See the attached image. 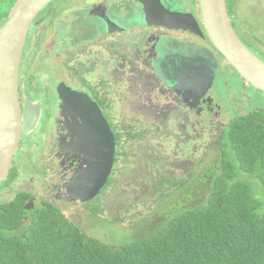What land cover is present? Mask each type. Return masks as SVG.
<instances>
[{"label": "flooded vegetation", "instance_id": "obj_1", "mask_svg": "<svg viewBox=\"0 0 264 264\" xmlns=\"http://www.w3.org/2000/svg\"><path fill=\"white\" fill-rule=\"evenodd\" d=\"M143 2L53 0L32 19L18 77L21 139L0 185V205L16 202L23 224L49 208L84 231L85 219L104 213L101 201L111 198L116 184L152 180L136 170L163 174L176 159L183 162L176 169L194 172L197 141L204 133L221 162L229 152L225 129L243 115L244 102L259 101L260 90L245 83L211 43L199 0H160L162 8L155 0ZM172 15L184 17L178 26ZM6 20L0 19V28ZM259 25L252 32L247 24L235 29L264 60ZM222 96L234 108L229 120ZM262 102L252 110H263ZM21 154L27 156L23 162ZM83 170L86 176L92 170L108 173L97 196L85 202L68 192L72 179H87Z\"/></svg>", "mask_w": 264, "mask_h": 264}, {"label": "trees", "instance_id": "obj_2", "mask_svg": "<svg viewBox=\"0 0 264 264\" xmlns=\"http://www.w3.org/2000/svg\"><path fill=\"white\" fill-rule=\"evenodd\" d=\"M238 1L227 0L236 29ZM223 138L208 198L131 242L102 243L49 208L23 224L16 202L0 205V264H264V202L242 179L264 184V109L236 116Z\"/></svg>", "mask_w": 264, "mask_h": 264}, {"label": "rangeland", "instance_id": "obj_3", "mask_svg": "<svg viewBox=\"0 0 264 264\" xmlns=\"http://www.w3.org/2000/svg\"><path fill=\"white\" fill-rule=\"evenodd\" d=\"M15 1L0 0V11L10 9ZM170 4L173 6L175 3ZM258 12L262 13L264 17V0H239L234 20L237 27L243 24L249 25L251 32L254 29L253 26L260 23L258 28L262 29V37L264 38V25L261 24L264 23V20ZM258 16L259 20L257 19ZM238 33L241 34V31ZM198 44L197 42L194 46ZM251 49L258 56H263L253 45ZM197 54L201 53L195 51V56ZM198 61L199 59L195 58L194 64L196 63V68L200 69L202 64H197ZM214 61V59H211V63ZM214 67L216 68L217 64ZM263 98L264 93L260 91L259 101L255 102L253 99H248L244 102L240 114L254 109L253 107H261ZM225 99V96L221 97V100H219L221 104H223L222 102ZM230 101L231 99H226L228 105L223 104L222 109L223 116L227 120H229L228 117H232L235 113L234 108L229 105ZM199 134L200 132L197 133V136ZM203 135L204 138L202 137L201 140L197 141L199 149L193 159L194 172L186 171L185 166L181 169H176L181 167L183 163L181 160L176 159H172L176 164L173 166L168 165L171 167L167 166L163 174L158 173L157 175L156 170L153 168L146 171L145 169L136 170L135 174L140 175L146 172L147 176L149 174V179L152 180H143L137 186L133 185L134 179H131L133 183L126 179L124 185L123 182L116 184L111 198H104L101 201V203L104 202L103 206H101L104 209V213L98 211V218L93 220L85 219L84 232L86 235L95 237L100 242L110 246L131 242L140 239L143 235H150L157 231L164 222L179 211L203 203L209 196L211 182L218 171V161L214 157L215 152L218 153V151L209 149L208 142H204L206 133ZM214 141H216V138ZM25 157H27L25 154H21L19 161L23 162ZM242 179L251 183L254 196L264 202V184L262 181L257 176H249ZM180 180L185 184H174Z\"/></svg>", "mask_w": 264, "mask_h": 264}, {"label": "water", "instance_id": "obj_4", "mask_svg": "<svg viewBox=\"0 0 264 264\" xmlns=\"http://www.w3.org/2000/svg\"><path fill=\"white\" fill-rule=\"evenodd\" d=\"M53 0H16L9 10L6 22L0 28V185L8 177L13 156L19 149L22 132V112L18 93V77L22 50L28 28L36 14ZM162 8L160 0H155ZM146 5V0L143 2ZM209 39L228 64L255 89L264 93V60L251 50L239 37L232 24L227 0H199ZM171 20L178 26L179 18ZM187 25V24H186ZM188 28V25H187ZM193 79L199 80L196 76ZM182 76L174 82L181 84ZM200 82L207 80L200 78ZM210 82V80L208 81ZM86 180L74 178L68 184V192L75 199L85 202L97 196L103 188L107 174L92 170Z\"/></svg>", "mask_w": 264, "mask_h": 264}]
</instances>
